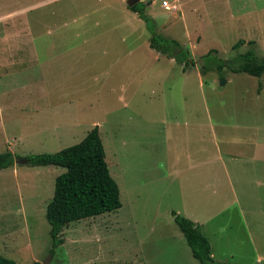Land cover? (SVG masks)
<instances>
[{"label":"rangeland","instance_id":"1","mask_svg":"<svg viewBox=\"0 0 264 264\" xmlns=\"http://www.w3.org/2000/svg\"><path fill=\"white\" fill-rule=\"evenodd\" d=\"M39 1L0 0V153H54L97 127L121 206L70 222L50 254L44 212L64 169L13 159L0 170V255L15 264H198L173 211L197 217L214 262L264 264L263 177L261 187L236 186L227 210L229 191L205 178L214 139L229 125L251 126L264 141V75H200L197 65L208 50L222 59L244 53L248 41L264 56V0L137 4L158 36L188 51L195 64L184 71L148 48L145 24L127 23L124 10L112 12L120 20L111 31L109 0Z\"/></svg>","mask_w":264,"mask_h":264},{"label":"trees","instance_id":"2","mask_svg":"<svg viewBox=\"0 0 264 264\" xmlns=\"http://www.w3.org/2000/svg\"><path fill=\"white\" fill-rule=\"evenodd\" d=\"M139 4V3H137ZM133 5L128 9L143 21L150 33L149 49L172 59L181 69L187 70L195 63L188 51L171 39L156 34L151 20L143 12V5ZM243 41L238 40L231 46L235 51ZM249 49L244 53L222 59L215 50H208L198 58L200 75L227 70L231 74L243 73L251 77L264 75V56H257L254 42L248 41ZM222 78V75L219 76ZM13 159L28 167H59L64 172L54 178L51 199L45 206L44 218L48 224L50 254L63 243L62 230L70 223L115 211L120 208L119 191L109 175L104 161V151L97 127L91 128L77 144L54 153L31 154L15 157L10 152L0 153V170L13 166ZM172 222L183 236L191 257L198 264H219L210 257L209 244L200 232L199 226L191 220L171 211ZM0 264H15L14 261L0 255ZM33 264H39L34 262Z\"/></svg>","mask_w":264,"mask_h":264},{"label":"crops","instance_id":"3","mask_svg":"<svg viewBox=\"0 0 264 264\" xmlns=\"http://www.w3.org/2000/svg\"><path fill=\"white\" fill-rule=\"evenodd\" d=\"M109 1L110 2L109 4H107L106 7L111 13H106V14L109 17L108 23L110 24L112 23L111 27L109 28L111 29V31H115L112 29H116L118 26L116 25L118 22L115 23L113 22L116 20H120V19H115V17L112 16L113 14L112 12L114 10L116 13L120 12L121 10L122 11L124 10L123 11V14L125 16L124 20L127 23L132 21V22H136V23L140 22L144 24L143 21L139 19L135 13L131 12L128 9V7L125 4V0H109ZM192 1L194 2L195 0H180V3L182 5H188ZM42 2H44V0L39 1L37 4H41ZM45 2H52V0H45ZM117 2L121 4V6L123 5L126 8L121 9L120 7L119 10L117 11V8H115L114 6V3ZM152 5L153 3L151 1V3L149 4L148 11H151L153 7ZM186 9H188V11H190V9L196 11L191 7H187ZM102 16L103 18L105 17L104 14ZM139 33H140V29L137 27L134 34L138 35ZM121 34H122L121 32H117L119 38L122 37ZM147 46H148V42H147ZM18 49L19 52H26L28 50V47L25 45H19ZM7 73H9L10 75L14 74L9 70ZM17 73H19V71ZM227 129L230 131L226 137L218 136L219 140L217 137L214 139L215 154L213 159H211L210 161L212 163H219V165H217L218 167L215 169L212 166V163L208 164L209 172H205L206 174L205 178L209 179L211 183L210 185H212L215 189H217L220 192L224 191V196H225V191L227 195L229 191V199L225 204V208H223L226 210L229 207L233 206L234 205L233 203L237 201L236 198L237 193L235 191L237 190L236 186H245L247 188L249 184H254V185L257 184L259 185L257 187H261L259 183L260 177H263V182H264V141L259 140L258 136L256 137L255 132H257V130L252 128L251 126L241 125V124L240 125L231 124L227 127ZM250 132L252 134L250 138L245 136ZM210 133H212V129ZM222 145L224 146V148L222 147ZM218 176H220V179H218V181L221 180V182L219 184L218 183L213 184V181H215V179H217ZM218 191L215 192L214 190L213 193H215L216 196L223 195L221 193L219 194ZM240 211L246 212L242 209ZM240 215H242L243 217V214L240 213ZM212 217L213 216H211L210 218ZM187 219L191 220L192 222L196 223L199 227H201L200 224L201 222L197 219V217L195 218L194 216H188ZM210 257L212 258L211 250H210Z\"/></svg>","mask_w":264,"mask_h":264},{"label":"water","instance_id":"4","mask_svg":"<svg viewBox=\"0 0 264 264\" xmlns=\"http://www.w3.org/2000/svg\"><path fill=\"white\" fill-rule=\"evenodd\" d=\"M151 1H153V0H125V4L127 7H131L137 3H143L144 4V10L148 11L149 10V4L151 3ZM220 83L222 84V81H220Z\"/></svg>","mask_w":264,"mask_h":264},{"label":"built area","instance_id":"5","mask_svg":"<svg viewBox=\"0 0 264 264\" xmlns=\"http://www.w3.org/2000/svg\"><path fill=\"white\" fill-rule=\"evenodd\" d=\"M160 7L164 10H168L170 8V4L166 0H161L160 1Z\"/></svg>","mask_w":264,"mask_h":264}]
</instances>
